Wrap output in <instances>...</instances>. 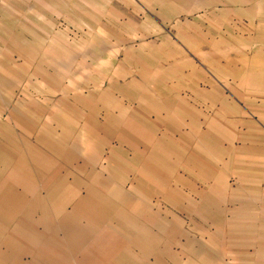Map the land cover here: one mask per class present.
I'll return each instance as SVG.
<instances>
[{"label":"crops","instance_id":"0c3cea01","mask_svg":"<svg viewBox=\"0 0 264 264\" xmlns=\"http://www.w3.org/2000/svg\"><path fill=\"white\" fill-rule=\"evenodd\" d=\"M137 1L138 12L150 13L142 22L152 27L154 43L171 45L170 51L155 49L152 73L146 62L139 63L140 76L155 77L154 112L145 102L133 116L120 103L115 118L116 101L96 97L90 104L94 114L85 115L88 125L81 128L76 103L71 111L59 102L55 115L43 102L40 115L28 96L14 101L17 90L0 87V264H176L172 247L162 253L160 240L146 238L163 231L155 227L158 219L147 223L144 193L163 194L162 187H172L169 173L177 172L179 164L186 173L198 172L197 181L210 186L204 148L211 140L223 147L222 140L231 136H224L228 130L219 122L195 119L192 111L197 102L213 108L219 97L225 102L224 87L234 92L228 121L232 139H250L255 149L243 153L251 166L249 187L264 188V146L258 143L264 140V0ZM103 8L107 11L108 3L90 7L95 23ZM166 27L173 36L163 31ZM146 85L140 78L115 90L129 103L133 93L150 90ZM159 104L170 109L167 115L156 114ZM97 108L105 115L99 116ZM7 109L11 113L1 116ZM243 109L249 119H242ZM223 112L226 124L229 111ZM211 123L219 126L211 128ZM115 134L121 143L108 148ZM172 194L164 193L168 203L176 204L178 197ZM244 198L249 204L244 221L250 226L233 228V258L225 259L224 227L218 231L224 236L223 257L203 259V264H264V199L258 194Z\"/></svg>","mask_w":264,"mask_h":264},{"label":"rangeland","instance_id":"374dc122","mask_svg":"<svg viewBox=\"0 0 264 264\" xmlns=\"http://www.w3.org/2000/svg\"><path fill=\"white\" fill-rule=\"evenodd\" d=\"M142 1L148 3V0ZM94 3H98L99 9L106 3L109 6L107 11L103 8L99 12V16H102L96 22L97 25V19L90 11ZM137 3V0H0V87H14L17 90L14 101L17 99L20 102L28 96L35 113L40 115L43 112V102L49 104V114L55 115L59 110L56 107L59 102H64L71 111L72 103H76V109L79 108L82 114L79 123L81 128L88 125L89 120L85 115L94 114L95 109L90 104L92 100L96 101V97L99 101H116L117 108L114 107L113 110L115 118L116 111H121V107H118L120 103L129 106L133 116L143 110L145 102L154 112L156 99L152 88L155 77L152 74L140 76L139 63L146 62L152 73L153 63L157 62L153 60L155 49L159 53L161 46L162 50L170 51L171 45L168 41L162 45L159 41L154 43L156 36L152 27L142 22L145 17L149 18L150 13L144 10L138 12ZM99 20L107 27H102ZM164 30L168 36H173L172 29L166 27ZM140 78L145 80L146 86H150L146 88L150 90L133 93L134 96L131 95L128 103L127 99H123L122 92L115 90V86L128 81L133 84ZM45 87H49L50 91ZM232 88L224 87L223 98L229 104L222 101V97H219L216 108L198 102L193 104L195 119L201 118L206 122L214 119L229 131H225L224 136H231V139L226 137L222 140L223 147L216 148V140H211L210 147L204 148L211 169L210 186L197 181L198 172L194 175L186 173L178 163V171L169 173L172 187H162L160 190L163 194L154 190L144 193L143 190L147 196V223L153 218L158 219L155 227L163 231L161 236L146 238L152 241L156 238V242L160 240L159 243L163 245L162 253L172 247L171 259L176 264H182L186 260L193 264H203V259H221L223 256L219 254V249L224 236L218 231L224 227L227 232L225 259H232L233 228L250 226L248 220L244 221L249 208L245 195L258 194L264 199V188L252 186L251 191L249 187L251 166L249 156L243 153L253 149L252 141L232 139L233 125L228 122L232 120ZM27 91H30V95ZM196 97L201 100V95ZM224 105L226 108H223ZM156 110V114L163 116L170 111L169 108L167 111L161 108L160 104ZM97 111L99 116L105 115L100 112V108ZM223 111H229L226 124ZM9 113V109L3 110L1 116L5 117ZM242 114V119H249L250 113L245 109ZM212 126L219 125L211 123V128ZM114 127L120 129L116 122ZM243 127L246 129V126ZM249 129L247 125L246 130ZM108 142V148H118L121 135L115 134ZM258 143L264 146V140ZM194 144H200V140H195ZM252 174L255 177L256 171ZM166 190L177 195L176 204L167 202L164 195ZM218 198L225 202L220 203ZM263 203L261 207H264ZM239 215L241 218H238Z\"/></svg>","mask_w":264,"mask_h":264}]
</instances>
